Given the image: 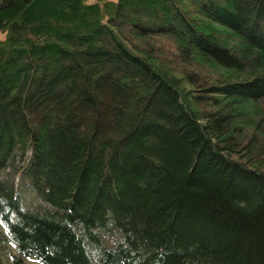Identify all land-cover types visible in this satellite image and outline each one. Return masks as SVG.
<instances>
[{
	"label": "trees",
	"instance_id": "16d2710c",
	"mask_svg": "<svg viewBox=\"0 0 264 264\" xmlns=\"http://www.w3.org/2000/svg\"><path fill=\"white\" fill-rule=\"evenodd\" d=\"M0 35V264H264V0H0Z\"/></svg>",
	"mask_w": 264,
	"mask_h": 264
},
{
	"label": "rangeland",
	"instance_id": "374dc122",
	"mask_svg": "<svg viewBox=\"0 0 264 264\" xmlns=\"http://www.w3.org/2000/svg\"><path fill=\"white\" fill-rule=\"evenodd\" d=\"M88 2H95V1H103V0H87ZM111 1H115V0H111ZM1 38V35H0ZM18 183V182H17ZM21 196L24 202V205L26 207L29 208H34L37 205H43L48 209H51V207H49L48 205L43 204L41 201H39V199L35 196V194L33 193V191L27 186V185H23L21 187ZM11 251V248H9L8 246H4L0 248V257L1 259L6 262L7 260V254ZM28 264H36L34 262H29Z\"/></svg>",
	"mask_w": 264,
	"mask_h": 264
},
{
	"label": "snow or ice",
	"instance_id": "6c2138e0",
	"mask_svg": "<svg viewBox=\"0 0 264 264\" xmlns=\"http://www.w3.org/2000/svg\"><path fill=\"white\" fill-rule=\"evenodd\" d=\"M0 211H3V209H2V208H0Z\"/></svg>",
	"mask_w": 264,
	"mask_h": 264
}]
</instances>
